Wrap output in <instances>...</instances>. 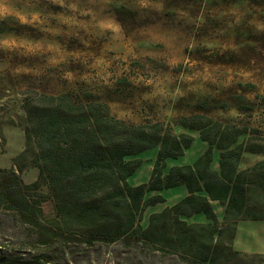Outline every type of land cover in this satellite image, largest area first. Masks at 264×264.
Masks as SVG:
<instances>
[{"label": "rangeland", "instance_id": "374dc122", "mask_svg": "<svg viewBox=\"0 0 264 264\" xmlns=\"http://www.w3.org/2000/svg\"><path fill=\"white\" fill-rule=\"evenodd\" d=\"M0 7L40 13L31 26L12 18L0 22V40L14 35L42 45L34 53L0 48V192L9 177L3 170H13L25 185L37 181L31 160L17 158L26 139L23 101L32 92L67 94L83 104L93 98L127 124H159L195 137L170 165L188 164L207 148L196 130L177 124L193 116L241 130L240 169L264 158V0H63V6L55 0H0ZM108 19L118 21L119 32L98 27ZM152 152L142 154L146 164L130 185L148 182ZM213 156L217 162L216 149ZM38 187L43 213L55 216L46 183ZM166 207H147L140 225L146 229L149 216ZM2 222L7 220L0 216ZM234 248L264 254V222H240ZM106 253L91 255L89 264H144L141 254Z\"/></svg>", "mask_w": 264, "mask_h": 264}, {"label": "trees", "instance_id": "16d2710c", "mask_svg": "<svg viewBox=\"0 0 264 264\" xmlns=\"http://www.w3.org/2000/svg\"><path fill=\"white\" fill-rule=\"evenodd\" d=\"M31 94L23 101L26 139L17 158L30 159L38 177L25 185L13 170L1 171L9 177L0 192V216L7 220L0 224V264H89L91 255L103 252L141 254L144 264L264 262L260 254L233 248L238 221H264V158L239 168L245 150L236 126L203 116L180 119L177 124L196 130L207 148L191 165L169 167L168 160L192 146L190 134L127 124L93 98L83 104L67 94ZM152 149L148 182L131 186L141 160L126 158ZM214 149L217 171L211 168ZM40 181L53 198V217L43 213ZM180 183L187 195L151 214L144 229V210L164 202L155 193ZM210 202L224 207L221 221ZM199 215L206 222L183 220Z\"/></svg>", "mask_w": 264, "mask_h": 264}, {"label": "clouds", "instance_id": "9594fccd", "mask_svg": "<svg viewBox=\"0 0 264 264\" xmlns=\"http://www.w3.org/2000/svg\"><path fill=\"white\" fill-rule=\"evenodd\" d=\"M55 2H58L63 6V0H55ZM73 10H76L75 5H72ZM85 15L89 13H84ZM9 18L14 19L15 21H18L21 25H33L35 23L40 22V13L39 12H23V11H17L8 9L5 7H0V22H5ZM98 27L101 30L105 31H112V32H119L120 31V25L118 21L115 19H108L106 21H101L98 24ZM0 48L4 49H24L28 53H34L42 48V45L37 42L33 44L32 41L26 40V39H18L14 35H9L7 38L0 40ZM48 50H52V45L48 46Z\"/></svg>", "mask_w": 264, "mask_h": 264}, {"label": "crops", "instance_id": "0c3cea01", "mask_svg": "<svg viewBox=\"0 0 264 264\" xmlns=\"http://www.w3.org/2000/svg\"><path fill=\"white\" fill-rule=\"evenodd\" d=\"M193 143L194 142H196L197 141V139L195 138V137H193ZM153 150V155H154V157H155V154H156V150L155 149H152ZM188 150H190V148L188 149ZM148 150H146V151H144L145 153L147 152ZM143 152V153H144ZM143 153H141L140 155H139V158H140V160H141V165H140V167L133 173V175L129 178V180L141 169V167H143L145 164H146V162H145V159L143 158ZM202 153H198V154H196V155H194L191 159V162L190 163H188V164H181V165H191L195 160H196V158L198 157V156H200ZM184 157V155L182 156V157H180V158H178V159H181V158H183ZM242 158L243 157H241V160H240V163H241V161H242ZM178 159H176V160H178ZM261 160V159H260ZM169 161L170 160H168L167 161V166H169V167H172V166H181V165H177V164H173V163H171V165L169 164ZM171 161H174V160H171ZM257 161H259V160H257ZM257 161H255V162H257ZM153 162L154 161H151V169H150V171H149V176H150V174H151V170H152V165H153ZM254 162V163H255ZM239 163V164H240ZM253 163V164H254ZM251 166V165H250ZM249 167V166H248ZM211 168L213 169V170H215V171H217L218 170V165H217V162H216V160L214 159V156H213V160H212V164H211ZM240 168V167H239ZM242 169H244V168H242ZM129 180H128V182H129ZM147 183V182H146ZM146 183H144V184H146ZM130 184V183H129ZM141 185V184H140ZM132 186V185H131ZM137 186V185H136ZM155 194H160L162 197H163V199H164V202L163 203H159V204H156L155 206H162V205H165V206H167V207H169V206H173V205H175L176 203H178L181 199H183L186 195H187V191H186V189H185V187H184V185L183 184H178L177 186H175V187H173V188H171V189H168V190H165V191H162V192H160V193H155ZM149 196V195H148ZM150 196H152V194L150 195ZM171 201V202H170ZM210 205L212 206V208H213V210H214V212H215V215H216V217H217V219L219 220V221H221V218H222V216H223V211H224V207L222 206V205H220L219 203H217V202H210ZM198 218V222H200V223H204V222H206L205 221V219L202 217V216H198L197 217ZM240 222H246V221H238L237 222V224H236V228H235V232H234V237H233V248H234V239H235V235H236V231H237V225L240 223ZM249 222H264V221H249ZM235 249V248H234ZM236 250V249H235ZM238 251V250H237ZM239 252H242V251H239ZM244 253V252H243ZM247 254V253H246ZM260 255H262V256H264V254H260ZM261 264H264V262L263 263H261Z\"/></svg>", "mask_w": 264, "mask_h": 264}]
</instances>
